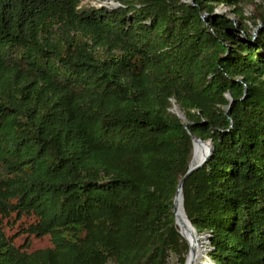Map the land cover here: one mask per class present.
I'll return each instance as SVG.
<instances>
[{
    "label": "trees",
    "instance_id": "obj_1",
    "mask_svg": "<svg viewBox=\"0 0 264 264\" xmlns=\"http://www.w3.org/2000/svg\"><path fill=\"white\" fill-rule=\"evenodd\" d=\"M121 4L0 0V264H185L192 135L209 256L264 264V0Z\"/></svg>",
    "mask_w": 264,
    "mask_h": 264
},
{
    "label": "water",
    "instance_id": "obj_2",
    "mask_svg": "<svg viewBox=\"0 0 264 264\" xmlns=\"http://www.w3.org/2000/svg\"><path fill=\"white\" fill-rule=\"evenodd\" d=\"M192 2H194V0H192ZM116 5H119V4H116L113 1H110V5H107V1H105L104 4L100 5V7H106L107 9H112ZM221 13L222 12L217 10V14H221ZM205 17H206V14L203 15V18H205ZM232 19L235 22H237V19L235 17H232ZM260 26H261V24L259 25V27ZM259 27H257L255 29L254 36H256V33H257ZM227 96L230 99V101H233V98L230 94H227ZM229 109H230V107H229ZM172 111L175 112L181 119L186 120L184 113L183 112L180 113V111L178 110L177 104H175V103L173 104ZM188 124H189V122H186V127H188ZM192 140H193L194 149H195L196 143H201L202 145L208 144V148L202 151L201 158L199 159L198 162L194 163L193 157H192V160L190 161V164H189V169L179 183L178 190H177L176 195L174 197V206H173L175 223L177 226L180 227V233L183 234L182 233L183 231L185 233H189V235L195 240L196 244L199 243L198 239L203 238V240H202L203 242L200 241V247L198 248V250L193 251L194 256H192L189 259H186L185 264H206L209 262H210L209 264H216L208 254L213 249V247L210 245L211 234L210 233L199 234L197 232L195 226L193 225V223L191 222V220L189 219V217L187 215L185 206H184L185 215H186L185 218H183L179 215V212L177 209V200H178L180 194H182V198H183V202H184L183 184H184L186 178L192 172H194V171L198 170L199 168L203 167L204 165H206L207 162L212 158V156L214 154V150H215L212 138L202 139L198 136L192 135ZM194 149H193V153H194ZM207 243H209V246L206 245Z\"/></svg>",
    "mask_w": 264,
    "mask_h": 264
},
{
    "label": "bare ground",
    "instance_id": "obj_3",
    "mask_svg": "<svg viewBox=\"0 0 264 264\" xmlns=\"http://www.w3.org/2000/svg\"><path fill=\"white\" fill-rule=\"evenodd\" d=\"M180 113H181V111H180ZM207 148H208V144H204V145H202L201 143L195 144V149H194V153H193L194 163L199 161V159L201 158L202 151L207 149ZM177 209H178L179 215L181 217L185 218L186 215H185V209H184V202H183L182 194H180V196L177 200ZM182 233H183L182 236L187 240V242L190 246V251H189L188 258H187V259H189L192 256H194L193 251L198 250V248L200 247V241L203 242L202 241L203 238L198 239L199 243L196 244L195 240L189 235V233H185L184 231ZM206 264H209V263H206Z\"/></svg>",
    "mask_w": 264,
    "mask_h": 264
},
{
    "label": "rangeland",
    "instance_id": "obj_4",
    "mask_svg": "<svg viewBox=\"0 0 264 264\" xmlns=\"http://www.w3.org/2000/svg\"><path fill=\"white\" fill-rule=\"evenodd\" d=\"M105 1H107V5H110V1H113L116 4H119V5H116L114 8H117V7H119V6L122 5L121 4V1L122 0H84V2H91L92 5H95L97 7H100V5L101 4H104ZM114 8H112V9H114ZM246 9L248 10L247 13L249 14L250 13V7L246 8ZM217 10L220 11V12H222V13L229 12V8L227 6H225V5H221ZM173 103L177 104L175 100H173ZM177 106H178V104H177ZM178 108H179V106H178ZM206 245L209 246V243H207ZM188 255H187V258H188ZM177 260H178L177 255L174 254V253H171L170 256H169V264H176L177 263Z\"/></svg>",
    "mask_w": 264,
    "mask_h": 264
}]
</instances>
